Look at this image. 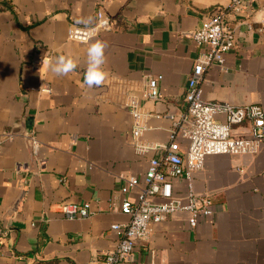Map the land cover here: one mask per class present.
Masks as SVG:
<instances>
[{
    "label": "crops",
    "instance_id": "1",
    "mask_svg": "<svg viewBox=\"0 0 264 264\" xmlns=\"http://www.w3.org/2000/svg\"><path fill=\"white\" fill-rule=\"evenodd\" d=\"M230 0H0V264H89L114 248V225L136 202L152 158L165 154L171 121L184 117L193 63L205 52L189 34ZM254 8L264 0H254ZM114 21L110 32L87 42L68 39L71 26L91 27L97 12ZM252 18H230L235 46L223 67L200 84L206 101L264 110V30ZM251 26V27H250ZM104 42L101 86L83 84L87 49ZM64 56L77 62L67 75L51 69ZM161 76L160 100L144 97ZM146 129L131 135L129 103ZM181 122V121H180ZM249 126L233 128L246 135ZM38 141L32 152L28 135ZM175 142L184 153L187 140ZM160 148L140 151L137 144ZM193 191L212 202L195 228L179 212L149 223L126 264H264V143L250 155H214L194 174ZM177 193L186 190L173 181ZM88 204L91 215L66 219L60 206Z\"/></svg>",
    "mask_w": 264,
    "mask_h": 264
},
{
    "label": "built area",
    "instance_id": "2",
    "mask_svg": "<svg viewBox=\"0 0 264 264\" xmlns=\"http://www.w3.org/2000/svg\"><path fill=\"white\" fill-rule=\"evenodd\" d=\"M253 1L230 0L227 8L213 11L199 28L189 34L205 52L197 56L189 75L184 117L177 120L174 115L168 114L172 128L170 142L163 147L165 154L150 160L141 179L128 180L131 186L140 187L136 202L126 200L121 204V211L129 216V220L112 227L118 234L116 245L89 264H126L131 260L137 242L150 235L149 223H160L176 213H188L189 227L195 228L200 218L212 214L210 198L195 194L192 187L194 174L203 168L205 158L254 154L264 143V110L260 106H233L225 102L206 101L200 88L204 72L212 66L223 67L225 54L235 46L236 35L229 21L231 17L247 20L261 13L257 23L264 30V10L262 7L254 8ZM113 28L114 21L99 11L93 26H71L68 39L83 43ZM161 79L157 76L148 80L144 97L152 101L160 100L158 83ZM129 105L133 124L131 135L136 142L146 128L140 122L142 114L139 106L134 101ZM242 124L249 126L248 133L235 135L233 128ZM177 132L188 142L184 153L175 142ZM27 138L32 152L36 153L37 139L32 133ZM137 148L143 152L160 147L139 143ZM175 179L186 183V190L181 194L173 188ZM60 213L66 219H84L91 215V210L86 203H66L60 206Z\"/></svg>",
    "mask_w": 264,
    "mask_h": 264
},
{
    "label": "clouds",
    "instance_id": "3",
    "mask_svg": "<svg viewBox=\"0 0 264 264\" xmlns=\"http://www.w3.org/2000/svg\"><path fill=\"white\" fill-rule=\"evenodd\" d=\"M105 47L104 42H96L87 49V69L83 84L89 88L101 86L105 80L106 73L102 68L105 61ZM76 68L77 62L75 60L59 56L51 70L57 75H67Z\"/></svg>",
    "mask_w": 264,
    "mask_h": 264
}]
</instances>
